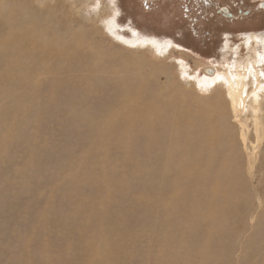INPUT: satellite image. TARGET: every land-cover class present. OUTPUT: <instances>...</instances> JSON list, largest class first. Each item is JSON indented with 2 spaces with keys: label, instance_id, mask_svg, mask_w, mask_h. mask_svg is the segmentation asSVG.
<instances>
[{
  "label": "rangeland",
  "instance_id": "1",
  "mask_svg": "<svg viewBox=\"0 0 264 264\" xmlns=\"http://www.w3.org/2000/svg\"><path fill=\"white\" fill-rule=\"evenodd\" d=\"M3 1L0 40L16 30L46 47L0 48V264H264L263 0ZM10 63L25 79H2ZM182 91L193 107L226 103L231 133L212 142L209 179L186 162L199 135L185 151L169 110L153 127L144 108L122 120L140 98ZM219 180L231 196L211 194Z\"/></svg>",
  "mask_w": 264,
  "mask_h": 264
},
{
  "label": "bare ground",
  "instance_id": "2",
  "mask_svg": "<svg viewBox=\"0 0 264 264\" xmlns=\"http://www.w3.org/2000/svg\"><path fill=\"white\" fill-rule=\"evenodd\" d=\"M264 1V0H263ZM0 3L3 4L4 1L0 0ZM18 9V8H17ZM33 16V15H32ZM38 19V18H37ZM36 19V21H37ZM44 19V17H42ZM55 19V18H54ZM39 20V19H38ZM43 21V20H42ZM47 21V19H46ZM49 21V20H48ZM44 22V21H43ZM10 20L8 18H1L0 19V24L1 25H10ZM39 23L40 20H39ZM45 22L44 24H46ZM33 24V23H32ZM49 24V23H47ZM46 24V25H47ZM51 24V23H50ZM35 25V24H34ZM41 25V24H40ZM39 25V26H40ZM13 26V24L11 25ZM44 26V25H43ZM47 28V26H45ZM43 29V28H42ZM37 30V29H36ZM38 31V30H37ZM16 30L10 31L5 40H0V48L4 49H10L14 53L18 54L19 56H24L26 53H28V50L31 49L36 50L37 48L45 49V45L39 46L38 43H36L35 40H30L28 42V39L24 37L23 35L19 33H15ZM20 32V31H19ZM40 32V30H39ZM43 32V31H42ZM46 35V34H45ZM53 35V34H52ZM43 36V35H42ZM47 36V35H46ZM54 36V35H53ZM41 37V36H40ZM45 37V36H44ZM55 37V36H54ZM47 39V38H46ZM51 39V38H50ZM67 39V38H66ZM79 39V38H78ZM54 40V39H53ZM71 41V40H70ZM9 43H12L13 46L11 47ZM41 43V42H40ZM45 43V42H44ZM65 43V42H64ZM71 43H73L71 41ZM74 44V43H73ZM57 45V44H55ZM65 45V44H64ZM55 47V46H54ZM66 48V46H63ZM52 48V47H51ZM74 49V48H73ZM78 49V47H77ZM63 50V49H62ZM68 50V48H67ZM56 51V50H55ZM6 52V51H5ZM73 53H71L72 55ZM8 55V54H7ZM42 57H47L49 58V53L48 52H43L41 54ZM60 56V55H59ZM44 59V58H43ZM60 59V57H59ZM61 60H66L69 64H72L73 62V57L72 56H65ZM75 60V59H74ZM7 61V60H6ZM40 61V60H39ZM81 61V60H80ZM48 63V62H47ZM56 64V63H55ZM43 66V65H42ZM30 68V67H29ZM57 68V67H56ZM61 68V67H60ZM32 69V68H31ZM46 69V68H45ZM62 69V68H61ZM75 69V68H74ZM28 72V71H27ZM30 72V71H29ZM28 72V73H29ZM33 73V72H32ZM20 77L22 79H25L26 73L22 69H18L15 67V63H10L8 65L7 70L5 73L2 75V79L8 80L10 77ZM54 76V75H53ZM52 76V77H53ZM192 76V75H190ZM37 77V76H35ZM34 77V78H35ZM208 77V76H207ZM14 78V77H13ZM39 78V77H38ZM44 78V77H43ZM54 78V77H53ZM57 78V77H56ZM40 79V78H39ZM38 79V80H39ZM60 81V80H57ZM23 82V81H22ZM12 83V82H11ZM9 85V84H8ZM206 88V87H205ZM259 88V87H258ZM53 89V88H52ZM51 89V91H52ZM86 89V88H85ZM55 91V90H54ZM6 92V91H5ZM85 94V93H84ZM205 94V93H204ZM171 98L168 101H164V95L161 93V95H154V100L146 102L143 98V101L140 98L139 100H136L137 97H140L138 94L137 96L134 94L133 98L136 100V103H134V108L131 109L129 112L125 114V116L122 118L123 122L125 123H137V116L136 114L138 113L137 110L140 108L143 109L144 111L140 112V121L144 124V126H154V122H162L164 121V118L162 117V113L164 109L169 110L172 115L169 116V119L172 121H175L177 125H179V130L177 132L172 133L171 136L174 137L175 142L177 144H180L183 146L185 151L190 150L195 145V138L199 135V142L197 145V150L200 153L199 156V161L196 158H188L186 159V162L188 164L193 163L194 166H196L199 170H196L199 172L202 180L203 179H209V162H210V152H211V145L212 142H215L216 140L220 139L221 136H224L225 133H231L230 129L228 126L225 125L226 121V116H227V107L226 103L222 101H217V102H210L209 100L205 99H199L203 104L201 107H193V100L194 96L188 92L182 91L181 93L177 95H170ZM162 97V98H161ZM183 99V102L181 103V109H177L176 104L180 99ZM236 99V97H235ZM216 101V99H214ZM137 105H140L139 108H137ZM25 108V107H24ZM154 114H157L156 116H153ZM138 115V114H137ZM199 121L200 125L197 123ZM10 122V121H9ZM184 122V123H181ZM245 124V123H244ZM1 126V125H0ZM14 127V126H13ZM9 128V127H8ZM4 129V128H2ZM262 129V128H261ZM169 132V131H168ZM248 132V131H247ZM170 133V134H171ZM242 134V133H241ZM243 135V134H242ZM10 136V135H9ZM200 136L203 138L200 140ZM6 138V137H5ZM222 138V137H221ZM245 139V138H244ZM235 140V139H234ZM245 142V140H243ZM249 142V141H248ZM170 145V144H169ZM245 145V144H244ZM167 151V150H166ZM169 151V149H168ZM165 152V151H164ZM168 154V152H166ZM176 153V151H175ZM233 151L231 149L226 150L222 156L217 157V162H222V168H220L217 171V177H220V175L223 172H226L233 166L232 164V156H233ZM187 154V153H186ZM185 154V155H186ZM168 155H166V159L164 158V162L167 160ZM162 161V162H163ZM163 162V163H164ZM240 162V161H239ZM251 162V161H250ZM163 163H157L163 165ZM212 163V162H211ZM242 163V162H240ZM243 165V164H242ZM170 166L169 162H165V167L168 168ZM158 167V166H157ZM247 167V166H246ZM252 170V169H251ZM244 171V170H243ZM247 172V171H246ZM241 173H243L241 171ZM243 175V174H242ZM245 175V174H244ZM165 187H163V193L165 189L164 194H171V191L169 190L170 183L166 179L165 180ZM173 189L175 190V193H180L183 189V183L182 181L178 180L177 177L175 176V180L173 181ZM231 182V181H230ZM264 183V182H263ZM247 184V183H246ZM187 188L189 187V182H187ZM228 184L226 182L218 181L215 183L213 186H211V194L216 195L217 197L221 194V196H231V194L227 191L226 187ZM186 188V189H187ZM250 188V187H249ZM185 189V190H186ZM158 191V190H157ZM156 191V192H157ZM160 192V191H159ZM247 192V191H246ZM160 194V193H158ZM238 194V193H237ZM202 195V194H201ZM235 195V194H234ZM240 195V194H239ZM206 196V195H205ZM238 195H236L237 197ZM241 198V197H238ZM184 199V198H183ZM188 199V198H187ZM190 200V199H189ZM207 200V199H206ZM181 199L179 200H169L166 199L165 202L169 207L173 205L179 204ZM186 201V200H185ZM184 201V202H185ZM192 201V200H190ZM208 201V200H207ZM199 202V201H198ZM200 203V202H199ZM209 203V202H208ZM228 203V202H227ZM164 204V203H163ZM185 204V203H184ZM183 204V205H184ZM193 204V201H192ZM263 204V203H262ZM182 205V204H181ZM200 205V204H199ZM157 206V205H156ZM160 206V205H159ZM162 206V205H161ZM160 206V207H161ZM165 206V205H164ZM232 206V205H231ZM168 207V208H169ZM184 207V206H183ZM223 207H225L223 205ZM209 208V207H208ZM186 209V208H185ZM169 210V209H168ZM224 210V209H223ZM206 211V210H205ZM204 212V211H203ZM188 213V212H187ZM186 215V214H185ZM206 216L213 217V208H209L207 211ZM230 216V215H229ZM192 217V215H191ZM196 217V216H195ZM194 218V217H193ZM215 218V217H214ZM182 220V219H181ZM195 220V219H194ZM214 220V219H213ZM230 220V219H229ZM204 221V220H203ZM178 222V221H177ZM176 222V223H177ZM184 222V221H183ZM193 222V221H192ZM230 222V221H229ZM203 223V222H201ZM177 225V224H176ZM178 226V225H177ZM206 227V225H205ZM211 226L209 225V228ZM206 229V228H205ZM178 231V229H177ZM176 231V232H177ZM179 232V231H178ZM183 232V231H182ZM171 234V233H170ZM182 236V235H181ZM183 237V236H182ZM175 241V240H174Z\"/></svg>",
  "mask_w": 264,
  "mask_h": 264
},
{
  "label": "water",
  "instance_id": "3",
  "mask_svg": "<svg viewBox=\"0 0 264 264\" xmlns=\"http://www.w3.org/2000/svg\"><path fill=\"white\" fill-rule=\"evenodd\" d=\"M259 8H261L262 10H264V1H262V2L259 3ZM220 12L223 13L225 17L233 18V14L227 8H222L220 10ZM204 72H205V74H207L209 76H213V74L215 73V70L213 68H206L204 70Z\"/></svg>",
  "mask_w": 264,
  "mask_h": 264
},
{
  "label": "trees",
  "instance_id": "4",
  "mask_svg": "<svg viewBox=\"0 0 264 264\" xmlns=\"http://www.w3.org/2000/svg\"><path fill=\"white\" fill-rule=\"evenodd\" d=\"M205 25V20L204 19H199V20H197V21H195L194 23H193V25H192V30H193V32H196L197 30H198V28H200L201 26H204ZM205 28V30H206V26L204 27ZM201 29H199L198 31H200ZM204 32V30L202 29L201 30V33H203ZM194 35V37L196 38V35L195 34H193ZM197 37H198V35H197ZM199 41H200V43H201V45L203 44V40L202 39H199ZM205 43V42H204ZM204 45V44H203Z\"/></svg>",
  "mask_w": 264,
  "mask_h": 264
},
{
  "label": "snow or ice",
  "instance_id": "5",
  "mask_svg": "<svg viewBox=\"0 0 264 264\" xmlns=\"http://www.w3.org/2000/svg\"><path fill=\"white\" fill-rule=\"evenodd\" d=\"M262 74H264V73H262Z\"/></svg>",
  "mask_w": 264,
  "mask_h": 264
}]
</instances>
